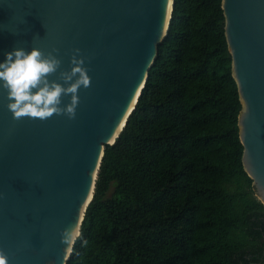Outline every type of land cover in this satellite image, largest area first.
Returning <instances> with one entry per match:
<instances>
[{"label":"trees","instance_id":"16d2710c","mask_svg":"<svg viewBox=\"0 0 264 264\" xmlns=\"http://www.w3.org/2000/svg\"><path fill=\"white\" fill-rule=\"evenodd\" d=\"M222 0H174L136 107L106 144L67 264H264Z\"/></svg>","mask_w":264,"mask_h":264},{"label":"water","instance_id":"95a60500","mask_svg":"<svg viewBox=\"0 0 264 264\" xmlns=\"http://www.w3.org/2000/svg\"><path fill=\"white\" fill-rule=\"evenodd\" d=\"M174 0H0V62L16 47L80 48L91 87L74 120L12 119L0 88V247L10 264H67L61 230L82 225L106 144L119 136L167 35ZM242 109V161L264 203V0H222ZM50 79H59V73ZM70 97H64L67 104Z\"/></svg>","mask_w":264,"mask_h":264},{"label":"clouds","instance_id":"9594fccd","mask_svg":"<svg viewBox=\"0 0 264 264\" xmlns=\"http://www.w3.org/2000/svg\"><path fill=\"white\" fill-rule=\"evenodd\" d=\"M59 49L44 51L32 47L30 51L16 47L6 53L0 62V88L6 90L7 108L12 119L24 118L46 121L56 116L74 120L80 103L81 88L91 87V76L85 61L88 59L80 48L71 53L70 69H62ZM59 73V79H50ZM64 97H70L64 104ZM80 236V224L69 225L61 230V243L69 249ZM0 264H10L7 252L0 247Z\"/></svg>","mask_w":264,"mask_h":264}]
</instances>
